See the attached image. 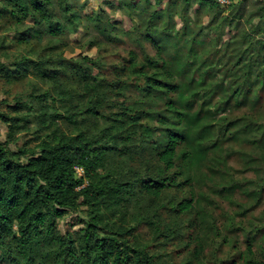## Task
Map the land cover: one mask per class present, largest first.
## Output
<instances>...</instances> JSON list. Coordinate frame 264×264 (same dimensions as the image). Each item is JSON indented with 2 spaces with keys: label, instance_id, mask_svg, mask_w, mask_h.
<instances>
[{
  "label": "rangeland",
  "instance_id": "obj_1",
  "mask_svg": "<svg viewBox=\"0 0 264 264\" xmlns=\"http://www.w3.org/2000/svg\"><path fill=\"white\" fill-rule=\"evenodd\" d=\"M218 2V11H212L183 0H88L78 9L81 25L60 36L57 45L43 27L35 29V39L20 42L15 28H8L12 22L0 19V113L16 121L10 128L0 120V143L12 152L37 153L39 136L53 126L47 127L48 114L68 111L32 64L16 70L14 63L22 56L64 59L58 64L64 66L61 86L73 94L77 106L85 107L88 100L80 77L84 70L90 82L98 76L128 83L122 89L131 86L122 96L107 92L106 101L99 100L101 112L110 115L125 106L148 112L138 126L141 138L138 142L135 137L132 145L139 146L135 155L140 161L134 167L147 170L139 174L142 177H172L179 185L169 186L156 199L140 193L137 186L130 202L108 220L130 229L133 243L144 248L154 264L264 262V0ZM128 53L132 62L151 59L170 70L177 89L142 99L132 88L136 81L126 67ZM84 58L98 60L97 67ZM247 79L242 95H237V85ZM105 87L97 90L101 96ZM43 92L50 96L38 100ZM172 105L178 114L185 113L179 127L187 141L178 150L188 159L178 162L180 175L173 174L176 170L156 171L160 164L152 153L155 149L147 145L149 137L162 142L160 121L166 120L169 128L176 124L179 117ZM76 120L57 123L69 134H92L104 127L103 119L93 122L83 115ZM183 199H191L192 208L173 211ZM85 209L64 213L57 228H80Z\"/></svg>",
  "mask_w": 264,
  "mask_h": 264
},
{
  "label": "trees",
  "instance_id": "obj_2",
  "mask_svg": "<svg viewBox=\"0 0 264 264\" xmlns=\"http://www.w3.org/2000/svg\"><path fill=\"white\" fill-rule=\"evenodd\" d=\"M87 1L0 0V19L8 18L12 22L8 28H15L20 42L35 39V29L43 27L57 45L61 43L60 36L74 33L81 25L83 17L78 9H83ZM154 1L159 3L161 0ZM183 1L186 5L194 4L212 11H218L220 7L218 0ZM29 18L33 20L31 25L26 24ZM20 28L24 30L20 31ZM47 48L52 49V46ZM84 59L96 67L99 62ZM63 60L38 55L36 58L22 56L14 63L16 70L32 64L36 75L56 90L58 99L67 104L68 111L65 115L55 111L48 114L47 127L53 126L39 136L37 153L33 150L12 152L0 143V264H154L152 256L133 243L130 229L108 220L109 215L119 213L118 209L130 202L137 186L141 188L140 193L156 199L169 186L179 185L172 177H142L139 174H148L147 170L141 172L134 167L140 161L135 155L139 146L138 143L132 145L135 137L138 142L141 138L138 126L146 121L145 113L148 112L128 106L110 115L101 112L107 92L122 96L131 86L122 89L128 83L119 84L118 81L115 84V78L98 76H93L90 82L84 70L80 77L87 103L85 107L72 103L73 94L60 82L64 66L58 64ZM132 61L131 53H128L126 67L136 81L132 88L142 99L177 89L170 70H164L151 59L141 63ZM3 69L1 67L0 71ZM94 82L96 87H92ZM247 82L248 79L237 85V95H242ZM104 87V96H101L97 90L103 91ZM122 90L125 91L117 93ZM48 95L47 92L40 93L37 99L44 100ZM171 109L176 112L173 105ZM184 114L177 113L179 119L171 128L165 127L166 120L159 122L153 118L164 127L161 143L152 137L147 142L155 149L152 153L160 164L156 171L176 170L173 174H182L178 162L188 159L178 150L187 141L186 132L179 127ZM83 115L90 116L93 122L103 119L104 127L92 134L84 130L69 134L59 128L57 121L75 122ZM40 116L44 117L45 113ZM0 120L7 122L10 128L16 123L14 118L3 113H0ZM45 122L42 120L41 123ZM119 156L121 161H117ZM75 167L82 168L81 177L76 176ZM129 174L134 176L129 177ZM192 204L191 199H183L173 211L188 212ZM81 207L86 209L80 228L72 232L57 228L58 219L64 213L79 211ZM119 217L123 216L119 214ZM248 264L264 262L254 260Z\"/></svg>",
  "mask_w": 264,
  "mask_h": 264
},
{
  "label": "built area",
  "instance_id": "obj_3",
  "mask_svg": "<svg viewBox=\"0 0 264 264\" xmlns=\"http://www.w3.org/2000/svg\"><path fill=\"white\" fill-rule=\"evenodd\" d=\"M75 171H76V173H77L78 171H82V172H83L82 168H80V167H75Z\"/></svg>",
  "mask_w": 264,
  "mask_h": 264
}]
</instances>
